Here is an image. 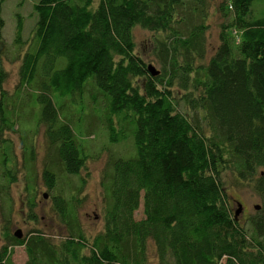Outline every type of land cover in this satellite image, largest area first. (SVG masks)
I'll list each match as a JSON object with an SVG mask.
<instances>
[{"label": "trees", "instance_id": "obj_1", "mask_svg": "<svg viewBox=\"0 0 264 264\" xmlns=\"http://www.w3.org/2000/svg\"><path fill=\"white\" fill-rule=\"evenodd\" d=\"M33 7L36 47L21 59L18 86L30 87L27 103L64 171L78 175L86 154L62 118L63 101L86 91L103 104L109 141L132 137L135 156L111 163L102 230L88 235L77 201L55 194L67 235H6L0 264H14L12 246H24L25 264H264V0H222L219 44L208 56L205 0H38ZM4 25L0 13V135L15 125L2 89ZM135 26L159 34L155 75L135 51ZM21 34L17 19L14 42ZM226 171L259 197L248 227L230 205ZM43 174L51 189L53 172Z\"/></svg>", "mask_w": 264, "mask_h": 264}, {"label": "rangeland", "instance_id": "obj_2", "mask_svg": "<svg viewBox=\"0 0 264 264\" xmlns=\"http://www.w3.org/2000/svg\"><path fill=\"white\" fill-rule=\"evenodd\" d=\"M37 1L0 0V13L5 23V43L1 56L7 74L2 89L6 94L7 108L15 121L14 130H6L0 135V249L7 243L5 236L16 231L20 232L21 237L27 236L33 229L45 231L55 241L65 237L66 228L52 205L51 196L55 194L73 197L77 201L74 203L76 216L88 235L102 230L104 211L108 204L109 192L106 187L111 178V163L118 156H135L132 137L118 143L109 141L104 125L103 104L100 98L98 101L91 100L86 91L81 96L76 94L73 98L64 99L63 111H60L65 116L62 117L63 120L72 125L84 149L85 166L78 175H70L58 162L45 136L44 126L35 122L36 108L27 103L30 87L18 86L21 59L25 52L33 51L36 47L33 29L37 14L33 6ZM205 1L208 11V28L205 33L208 56L219 44L221 17L217 8L222 0ZM259 10L260 6L256 5L254 11ZM17 19L22 21L20 43L14 42ZM158 36V33L140 26L133 28L136 53L147 65L160 71L161 63L156 54ZM29 149H32L31 153ZM45 169L53 172L54 185L51 189L47 187L43 177ZM223 185L232 209L240 210L236 215L237 220L248 227V219L255 213V206L260 203L252 184L243 182L231 171H226L223 173ZM140 201L134 214L136 219L143 217L142 198ZM9 248L14 264L26 263L24 246ZM148 255L151 262H156L152 242L149 243Z\"/></svg>", "mask_w": 264, "mask_h": 264}, {"label": "water", "instance_id": "obj_3", "mask_svg": "<svg viewBox=\"0 0 264 264\" xmlns=\"http://www.w3.org/2000/svg\"><path fill=\"white\" fill-rule=\"evenodd\" d=\"M148 69H149V71H150L153 75H155V74L157 73V71L155 72V69H154L151 65L148 66ZM255 208L257 209L258 206H255ZM239 212H240V210L238 209V210L235 212V215H238ZM15 235H16V237H20V236H21V234H20L19 231H16V232H15Z\"/></svg>", "mask_w": 264, "mask_h": 264}]
</instances>
